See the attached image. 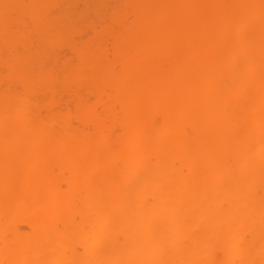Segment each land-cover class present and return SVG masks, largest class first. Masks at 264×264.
<instances>
[{
	"label": "bare ground",
	"instance_id": "obj_1",
	"mask_svg": "<svg viewBox=\"0 0 264 264\" xmlns=\"http://www.w3.org/2000/svg\"><path fill=\"white\" fill-rule=\"evenodd\" d=\"M116 3L0 0V264H264V0Z\"/></svg>",
	"mask_w": 264,
	"mask_h": 264
},
{
	"label": "rangeland",
	"instance_id": "obj_2",
	"mask_svg": "<svg viewBox=\"0 0 264 264\" xmlns=\"http://www.w3.org/2000/svg\"><path fill=\"white\" fill-rule=\"evenodd\" d=\"M115 1H117V3H116V4L108 5V6H109L108 8H110V6H112V7H116V9H119V8H120V4H119V2L122 1V0H115ZM80 4H81V6H78V8L83 7V6H82L83 4H82L81 2H80ZM80 4H79V5H80ZM105 6H106V5H105ZM105 6H103V7L105 8ZM103 7H101V10H103V11L106 13V14H105V15H107L106 18H108V17H109V16H108V13H110V11H109L108 8L103 9ZM106 7H107V6H106ZM82 9H83V11L85 10L84 7H83ZM88 10H89V11H92V9H88ZM105 10H106V11H105ZM80 11H82V10H80ZM108 11H109V12H108ZM104 12H103V13H104ZM91 13H92V12H91ZM91 13H90V14H91ZM90 16H92V14H91ZM69 56H70V55H69ZM68 58H71L72 61L74 60V58L71 57V56H70V57H67V58H65V57H63V56H60V59L62 60V61H60V62L63 63V62H65L66 60L70 61L71 59H68ZM75 60H76V59H75ZM75 60H74V61H75ZM74 61H73V62H74ZM70 62H71V61H70ZM75 62H76V61H75ZM62 63H60L61 65H59V64H57V66L55 65L56 67H58L56 70H55V68H53L54 71H55L56 73L59 72V70H62V69H61V67H62ZM71 63H72V62H71ZM73 64H74V63H73ZM58 65H59V66H58ZM60 66H61V67H60ZM74 66L76 67V65H74ZM62 68H63V67H62ZM58 69H59V70H58ZM70 79H71V78H70ZM70 79H69V80H70ZM73 84H74V83H73ZM58 85H61V84L59 83ZM58 85H57V87L55 86V88H54V91H55V92L57 91V93H58V90H59V91L62 90V89H59ZM74 85H75V84H74ZM61 86H62V85H61ZM61 86H60V88H63V86H62V87H61ZM57 89H58V90H57ZM59 93H64V92L62 91V92H59ZM59 93H58V99H59V97L63 96L62 94H61V96H60ZM51 95H52V96H51L52 98L55 97L53 100L58 101V99H56L57 97H56L55 95H53V94H51ZM64 95H65V94H64ZM64 97H65V96H64ZM68 99H70V97H67V96H66L65 100H68ZM70 101H71V100H70Z\"/></svg>",
	"mask_w": 264,
	"mask_h": 264
}]
</instances>
